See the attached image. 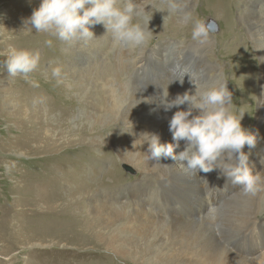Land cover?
<instances>
[{"label": "rangeland", "instance_id": "obj_1", "mask_svg": "<svg viewBox=\"0 0 264 264\" xmlns=\"http://www.w3.org/2000/svg\"><path fill=\"white\" fill-rule=\"evenodd\" d=\"M7 2L0 0V13ZM133 2L138 4L142 0H133ZM145 2H151V0H145ZM191 2L192 9L183 25L188 26L197 10H203L199 21L215 22L216 29L209 34L214 52L208 54L206 62L210 66L222 69L223 74L227 75V83L233 93V109L244 108L246 112L244 117H247L249 121L245 127L249 129L255 124L259 115L261 99L264 97V83L260 84L259 57L243 34L244 25L238 23L240 10L235 8L230 13L227 7L219 8L214 5V1L211 6H207L205 2L199 3L197 0H191ZM152 7L148 4L145 8V11H151L148 15L153 19L151 38L147 43L150 51H154L160 43L193 44L197 42L192 40V35L180 36L172 31L171 22L173 21L174 27H182L179 19L174 18L175 12L164 22V17L168 15L167 0H156V7ZM1 16L4 20V15L0 14ZM232 23L234 34L227 30L228 24ZM11 25L10 23L9 27H5L0 21V29H3L0 33L6 31V28L12 29L8 38L5 39L6 43L0 45V264H148L135 258L134 254L116 253L110 246L109 236L112 231L107 232V237H104L99 224L90 221L93 216L88 214L86 211L88 205L82 202L79 195L93 190H98L107 197L124 195L127 193V188L131 189L133 185L143 190L147 188V190H155L158 189V180L146 171L133 176L131 171L116 159L114 152L107 150L105 143H98L97 152L93 151V148L86 151L80 149L76 138L82 128H87L89 132L85 140L86 146L95 145L93 142L96 141L93 135L96 132L92 133L88 119L78 113L79 103L82 102L81 97L88 102L93 101V89H95L93 76L84 77L80 82L71 78L68 68L64 71L66 67L64 47L68 43L57 41L50 35L48 38L45 34L33 36L29 28L25 31H20L18 28L13 30ZM16 30L18 34L14 35ZM47 39L53 40L52 47L45 45L44 42ZM34 41L38 43L35 44ZM12 47L40 53L38 67L29 74L28 80H25L22 75L9 76L3 66L6 59L3 52L7 53ZM120 58V55L112 56L111 67L115 68ZM71 60H73L72 57ZM84 61L86 63L82 69L88 75L86 71H89L95 63L91 51L84 56ZM49 65L62 68L61 83H57L56 79L49 80L48 75L51 76ZM30 80L36 81L39 87H33ZM153 81L156 86L161 84L158 77H155ZM107 124L108 121L99 123L95 128L96 131L98 130L96 134L100 133L99 131ZM39 134L42 135L41 138L51 140L54 144L70 143V146L67 149H59L55 152L57 154L42 149L35 151L32 138H37ZM156 134L159 135L162 143L169 142L165 133ZM146 141L147 139L140 144V151H147ZM71 144L80 151L77 149V152H72ZM43 146H46V143H43ZM244 151L248 153L245 148ZM84 157L85 160L77 162L78 158L84 159ZM115 162L119 163L122 175L125 177L121 182L118 178L115 181L116 174L107 177ZM91 178L98 180L99 184L95 189L90 190L87 187L81 189L78 186L79 180L89 183L87 180ZM224 187L221 184L215 190L217 208L206 218L207 221L198 226L185 228L175 237H169L165 232L166 227L151 223L142 224L139 231L145 237L141 238L143 240H138V243L142 245L141 250L165 254L171 249L170 251L175 255L172 261L176 264H230V262L239 264L225 250L221 234L216 232L218 227L240 228L242 220L251 212L257 211L264 217V187L254 195L242 193L234 196L235 198L224 195ZM10 220L9 227L1 228L3 223ZM124 223L125 221L120 223V227ZM151 225L153 226L150 227ZM121 228L122 231L123 226ZM187 230L190 231L187 232ZM25 239L31 241L30 244ZM174 239L178 243L171 241ZM156 245H160L161 248ZM197 246H199L198 250ZM179 250H184L186 255H182Z\"/></svg>", "mask_w": 264, "mask_h": 264}, {"label": "bare ground", "instance_id": "obj_2", "mask_svg": "<svg viewBox=\"0 0 264 264\" xmlns=\"http://www.w3.org/2000/svg\"><path fill=\"white\" fill-rule=\"evenodd\" d=\"M6 1L8 2L5 4V8L2 9V13H0L5 17L4 20L3 16L0 17V21H2L5 27H9L11 23L13 30L18 28L20 31H25L26 28H29L33 32V36L45 34L48 38L49 34L37 33L25 23L31 16L33 10L39 7L41 0ZM197 1L199 3L205 2L207 6H211L214 1V5L219 8L227 7L230 13L235 8L240 10L238 23L244 25L245 29L243 34L248 38L250 46H252V49H254L259 57L260 84L261 82L264 83V0ZM176 3L178 5V11L175 12L174 18L179 19L182 27H174L173 21L171 22V29L176 35L191 36L194 23L201 18L203 10H197L196 15L190 19L186 27L183 24L187 20L193 3L191 0H176ZM6 5L8 6L6 7ZM152 24L153 19L149 22V30H151ZM228 26L227 30L229 33L234 34V24H228ZM5 30L0 33V45L6 43L5 39L8 38L9 33L12 31V29L8 28ZM91 30L94 32L95 37L86 40H75L64 47V51L66 52L64 59L66 67L64 71L68 68V73L71 78L80 82L84 77L93 76V82H95L93 101L88 102L81 97L82 102L79 103L78 113L88 119V124L91 125L93 130L92 133H97L98 130L96 131L95 128L99 123L108 121V124L99 131L100 133L93 134L94 139H96L93 142L95 145L86 146L85 140L89 135L87 128H82L79 131L76 142L80 149L84 151L92 148L93 151H96L98 149V143H105L106 148L108 147L107 150L114 152L116 159L128 168L133 176L142 174L145 171L151 173L158 180V189L147 190V188L143 190L140 187H136L137 185H133L131 189L127 188V193L124 195L117 194L112 197H107L98 190H93L99 183L96 178H91L87 180L89 183L79 180L78 186L81 189L87 187L93 190L90 192L85 191L79 196H81L82 202L88 205L87 207L85 206L88 214L93 216V219H90V221L99 224V229L104 237H107V232L112 231L109 236L111 241L110 246L116 253L121 255L134 254L133 256L135 258L148 264H176V262L172 261V257H175V255L170 251L171 249L165 254L147 252V249V251L141 250L142 245L138 243V240H143L141 238L145 237L139 231V228L142 227L141 225L151 223L166 227L167 231L165 232L168 233L169 237H175L185 228L200 225V223L204 222L216 210L217 203L214 192L221 184L225 186L224 195H227L228 198L236 197L244 192L240 186L233 185L228 181L220 169L204 173L198 170L192 171L188 169L179 159L173 161L171 159L161 158L160 161H154L147 158V151H140L139 147L143 141L148 139V137L142 134H156L161 132L167 135L169 142H174L172 133L169 131L168 122L174 112L180 109L173 108L171 111L166 112L163 106L164 101H170L177 94H184L185 92H192L194 94L195 84L201 87H209L219 85L220 83H227V75L223 74L222 69L210 66L206 62L208 54L212 51L214 52L211 45V35L203 43L199 41L193 44H187V42H181L180 44L160 43L154 51H150L146 44L142 51L137 50L135 53H130L129 51L126 52L113 47L111 35H106V29L102 24L91 26ZM16 34H18L17 30L14 35ZM52 38L54 39L55 37ZM55 40L59 41L57 38ZM34 43L37 44L38 42L34 41ZM90 51L93 53L95 63L90 70L88 69L89 71H86L89 73L87 75L82 68L86 63L84 56ZM3 54L7 56L6 52H3ZM111 55L121 56L120 61H118L119 64L115 68L111 67ZM71 57L73 60H71ZM220 68H223V66H220ZM48 77L50 81L55 80L50 75ZM155 77H158L161 81V84L158 86L154 84L153 80ZM179 79H183V83ZM227 87L230 90L228 83ZM261 101L262 104L258 118L255 124L249 128L256 135L257 142L255 147L249 148L246 145L245 149L249 153V164L253 171L258 172L264 178V164H261V159L264 158V97ZM181 108L186 110L187 105L181 106ZM248 122L247 117H244L242 124L245 126ZM41 136L39 134L37 138H32L35 151H41L42 149L46 152L49 151L57 154L55 152L59 149H67L70 146V143L54 144L51 140L43 139ZM134 141H136L135 148H133ZM43 143H46V146H43ZM183 147L184 143L181 141L180 147L176 149V152L179 153L182 151ZM71 148L73 149L72 152H77L78 148L72 144ZM78 151L80 150L78 149ZM81 160H85V157L84 159L78 158L77 162L79 163ZM95 162L102 163L99 160H95ZM114 164L112 171L107 174V177L116 174L114 177L115 181L118 178L121 182L125 177L122 175L121 168L118 165L119 163L115 162ZM218 181L221 183L215 188V183ZM103 182L102 184H104ZM205 188L207 189L204 190ZM94 191L98 192L95 193ZM196 196H198V199H196ZM131 198L134 199L131 200ZM123 221L125 223L122 224L123 230L121 231L122 226L120 227V223ZM10 225L11 220L3 223L1 228L9 227ZM161 230L163 231V229ZM150 231L152 230L150 229ZM216 233L221 234L220 237L224 241L225 250L239 264H253L252 257L258 251L264 250V217L257 211L249 213L242 220L240 228L228 229L227 227H218ZM175 239L171 241L176 242ZM26 241L29 244L31 242ZM149 246L152 247L153 245ZM187 247H189V244ZM198 247L196 248L197 250ZM179 251H181L180 253L182 255H186L184 250Z\"/></svg>", "mask_w": 264, "mask_h": 264}, {"label": "clouds", "instance_id": "obj_3", "mask_svg": "<svg viewBox=\"0 0 264 264\" xmlns=\"http://www.w3.org/2000/svg\"><path fill=\"white\" fill-rule=\"evenodd\" d=\"M148 4L156 7V0H142L138 4L133 0H41L25 23L36 32L47 33L63 43L93 38L95 34L91 26L102 24L106 35H111L114 48L135 53L142 51L151 38L152 31L148 27L151 11H145ZM176 11V0H167L168 15L164 22ZM215 29L214 21L198 20L193 26L192 40L203 43ZM44 43L47 47L53 46L52 39ZM39 61L38 51L12 47L3 66L9 76L22 75L28 80ZM49 69L51 76L61 83L62 68L49 65ZM179 80L183 83V79ZM29 82L33 87H39L36 81ZM195 85L194 94L185 92L164 101L166 112L180 109L168 122L174 142L162 143L157 134H142L148 137L147 158L154 161L179 159L188 169L204 173L220 169L233 185L240 186L246 194L254 195L264 187V178L253 171L249 153L244 151L246 145L252 148L257 142L256 135L242 124L246 113L244 108L233 109V93L227 83L209 87ZM184 105H187L186 110L181 108ZM181 141L184 147L177 153ZM135 147L136 141L133 142ZM261 164H264V158ZM252 260L253 264H264V250L258 251Z\"/></svg>", "mask_w": 264, "mask_h": 264}]
</instances>
